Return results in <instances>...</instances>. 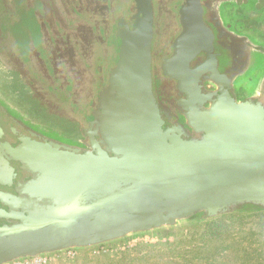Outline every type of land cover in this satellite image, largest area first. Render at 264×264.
<instances>
[{"label":"water","instance_id":"water-1","mask_svg":"<svg viewBox=\"0 0 264 264\" xmlns=\"http://www.w3.org/2000/svg\"><path fill=\"white\" fill-rule=\"evenodd\" d=\"M152 24L148 15L117 29L118 58L93 104L89 150L28 138L31 148L10 151L14 167L0 161V264L257 212L243 211L250 204L264 211V108L226 92L197 112L189 54L200 48L189 51L186 29L162 70L196 114L190 130L173 122L158 99Z\"/></svg>","mask_w":264,"mask_h":264},{"label":"flooded vegetation","instance_id":"flooded-vegetation-1","mask_svg":"<svg viewBox=\"0 0 264 264\" xmlns=\"http://www.w3.org/2000/svg\"><path fill=\"white\" fill-rule=\"evenodd\" d=\"M148 15L158 99L173 122L190 130L196 114L162 70L186 29L189 51L200 48L189 54L190 78L200 90L191 98L197 112L214 106L210 96L226 92L264 108V0H0V161L14 167L10 151L31 148L28 138L89 150L93 104L118 58L117 29ZM21 18L30 21L29 30L16 40ZM77 61L86 67L94 61L98 75L84 109L77 105ZM67 105L83 122L66 114Z\"/></svg>","mask_w":264,"mask_h":264},{"label":"rangeland","instance_id":"rangeland-1","mask_svg":"<svg viewBox=\"0 0 264 264\" xmlns=\"http://www.w3.org/2000/svg\"><path fill=\"white\" fill-rule=\"evenodd\" d=\"M29 24L30 21L21 18L15 25L16 40L26 38ZM101 34L104 36L103 30ZM90 66L77 61L74 68L75 84L80 90L79 109H84L87 98L95 91L94 78L98 76L95 62ZM63 77V73L58 74V80ZM66 109L70 117H80L68 105ZM14 264H264V211L227 214L95 249L68 251Z\"/></svg>","mask_w":264,"mask_h":264},{"label":"trees","instance_id":"trees-1","mask_svg":"<svg viewBox=\"0 0 264 264\" xmlns=\"http://www.w3.org/2000/svg\"><path fill=\"white\" fill-rule=\"evenodd\" d=\"M242 209H243V211H260L261 207L250 204L247 208H242ZM194 217L196 219H203V218H205V214L204 213H200V214H197Z\"/></svg>","mask_w":264,"mask_h":264}]
</instances>
